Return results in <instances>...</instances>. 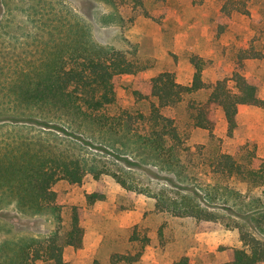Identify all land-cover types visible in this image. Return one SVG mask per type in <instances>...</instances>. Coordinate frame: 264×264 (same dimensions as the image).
Here are the masks:
<instances>
[{
  "label": "rangeland",
  "instance_id": "374dc122",
  "mask_svg": "<svg viewBox=\"0 0 264 264\" xmlns=\"http://www.w3.org/2000/svg\"><path fill=\"white\" fill-rule=\"evenodd\" d=\"M63 5L90 25L100 45L138 53L144 72L123 78L120 107L133 106V89L142 88L152 76L165 71L174 72L179 83L191 84L195 72L188 59L191 54L203 59L206 83L226 80L234 87L235 73L254 76L260 81L264 100V0H115L114 4L101 0H0L1 54L23 51L24 47L36 51L32 42L47 36L44 22L52 16L50 11ZM224 5L230 14L222 15L228 28L219 33L218 18ZM164 114L177 119L181 132L189 137L188 145H209L210 133L194 128L184 105L166 109ZM213 118L217 124L214 134L224 153L255 151L264 158V108L240 106L232 138L227 136L222 109H216ZM12 136L49 143L51 151L80 159L86 174L80 185L61 180L54 186L65 204L61 225L54 213L23 212L12 198L2 199L0 192V245L21 238L47 239L59 228L65 233L70 210L78 205L83 207L84 247H66L68 264H128L115 262L118 254H139L140 260L134 264H178L185 257L191 264H223L233 248L243 245L237 223L255 233L251 217L264 212V206L252 203L261 198L264 205L262 190L246 183L236 185L241 197L228 204L219 201L209 206L205 193L197 189L200 203L226 216L211 230L201 232L194 220L157 208L158 196L188 195L194 186L155 166L139 142L100 133L63 113L39 109L19 110L16 116L0 114V140ZM119 178L128 180L138 192L131 196ZM93 193L103 194L104 199L89 204L88 195Z\"/></svg>",
  "mask_w": 264,
  "mask_h": 264
},
{
  "label": "trees",
  "instance_id": "16d2710c",
  "mask_svg": "<svg viewBox=\"0 0 264 264\" xmlns=\"http://www.w3.org/2000/svg\"><path fill=\"white\" fill-rule=\"evenodd\" d=\"M101 1L115 3V0ZM50 13L52 16L44 22L47 36L32 42L36 51L24 47L19 52H0V114L12 112L16 116L24 109L63 113L100 133L122 135L139 142L155 166L194 186L188 195L158 196L157 208L177 218L194 220L201 232L226 219L209 206L219 201L226 204L237 201L241 197L237 184L260 188L264 194V158H259L255 151L224 153L214 134L216 109H222L227 136L232 138L238 128L240 106L264 108L261 84L256 77L235 73L234 87H229L226 80L206 83L203 59L191 54L188 59L195 70L191 84L179 83L174 72H162L148 79L142 88H134V105L123 108L118 105L123 78L138 77L144 72L138 53L100 45L94 40L90 25L67 6ZM222 15H230L226 5L218 18L219 33L228 28ZM181 105L185 106L194 128L210 133L209 145L194 148L188 145L189 137L183 135L177 119L164 114L166 109ZM49 146L41 139L1 138L0 192L2 199L12 198L23 212L54 213L61 225L65 204L54 186L61 180L80 185L86 173L80 159L53 152ZM119 182L131 196L138 192L128 180L119 178ZM197 189L205 193L209 206L199 202L201 195ZM103 199L101 193L88 195L91 205ZM260 199L252 203L264 206ZM82 216L83 207L72 206L65 233L59 228L47 239L21 238L1 244L0 264H68L64 256L66 247H84ZM251 220L256 223L257 232L237 223L243 245L233 248L228 262L223 264H264V212ZM139 260V254L114 257L117 263L134 264ZM178 264H191V261L185 257Z\"/></svg>",
  "mask_w": 264,
  "mask_h": 264
}]
</instances>
